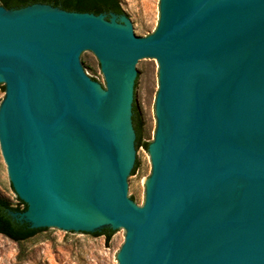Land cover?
<instances>
[{
    "label": "water",
    "instance_id": "obj_1",
    "mask_svg": "<svg viewBox=\"0 0 264 264\" xmlns=\"http://www.w3.org/2000/svg\"><path fill=\"white\" fill-rule=\"evenodd\" d=\"M104 14L0 6V150L26 205L7 215L38 232H127L118 264H264V0H160L147 37ZM144 61L159 90L139 208Z\"/></svg>",
    "mask_w": 264,
    "mask_h": 264
},
{
    "label": "rangeland",
    "instance_id": "obj_2",
    "mask_svg": "<svg viewBox=\"0 0 264 264\" xmlns=\"http://www.w3.org/2000/svg\"><path fill=\"white\" fill-rule=\"evenodd\" d=\"M122 16L104 14L115 23L125 17L138 37L152 34L159 23L160 0H118ZM80 64L87 75L104 89V77L98 59L90 51L80 55ZM141 69L146 76L138 80L136 104L142 123V142L152 145L157 129L156 97L159 90V64L144 61ZM5 97V87L0 89V104ZM147 146V148H148ZM140 171L133 179V202L141 208L145 204L147 184L152 175V156L149 149L139 148ZM0 198L12 207L24 209L11 187L7 167L0 150ZM126 233L114 230L110 241L75 232L53 230L37 232L33 237L13 242L0 235V264H118V255L124 245Z\"/></svg>",
    "mask_w": 264,
    "mask_h": 264
},
{
    "label": "trees",
    "instance_id": "obj_3",
    "mask_svg": "<svg viewBox=\"0 0 264 264\" xmlns=\"http://www.w3.org/2000/svg\"><path fill=\"white\" fill-rule=\"evenodd\" d=\"M32 4H46L52 7L61 8L67 12L91 13L94 15L102 13H114L119 15L123 13L118 0H0V6L6 10H16ZM132 124L136 134V149L140 147L147 149L148 144L142 142V123L135 106L132 107ZM135 168L136 166L134 169ZM17 200L24 205V209L20 210L18 208H14L8 201L0 198V235L7 237L13 242L27 240L41 230L29 229L27 224H19L7 215L8 211L20 212L26 209V205L18 198ZM113 234L114 231L105 229L101 232H96L93 235H103L105 237V242L108 243Z\"/></svg>",
    "mask_w": 264,
    "mask_h": 264
},
{
    "label": "built area",
    "instance_id": "obj_4",
    "mask_svg": "<svg viewBox=\"0 0 264 264\" xmlns=\"http://www.w3.org/2000/svg\"><path fill=\"white\" fill-rule=\"evenodd\" d=\"M87 75V73H85Z\"/></svg>",
    "mask_w": 264,
    "mask_h": 264
}]
</instances>
